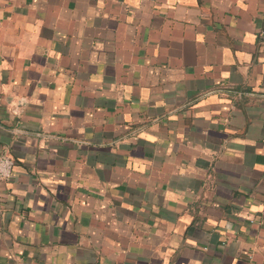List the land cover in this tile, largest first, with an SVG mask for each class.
I'll use <instances>...</instances> for the list:
<instances>
[{
  "label": "crops",
  "instance_id": "obj_1",
  "mask_svg": "<svg viewBox=\"0 0 264 264\" xmlns=\"http://www.w3.org/2000/svg\"><path fill=\"white\" fill-rule=\"evenodd\" d=\"M0 264H264V0H0Z\"/></svg>",
  "mask_w": 264,
  "mask_h": 264
},
{
  "label": "built area",
  "instance_id": "obj_2",
  "mask_svg": "<svg viewBox=\"0 0 264 264\" xmlns=\"http://www.w3.org/2000/svg\"><path fill=\"white\" fill-rule=\"evenodd\" d=\"M14 161L10 155L0 153V180H8L13 174Z\"/></svg>",
  "mask_w": 264,
  "mask_h": 264
}]
</instances>
